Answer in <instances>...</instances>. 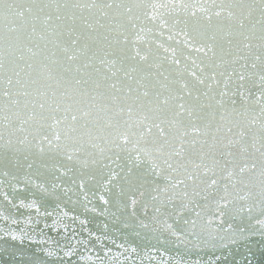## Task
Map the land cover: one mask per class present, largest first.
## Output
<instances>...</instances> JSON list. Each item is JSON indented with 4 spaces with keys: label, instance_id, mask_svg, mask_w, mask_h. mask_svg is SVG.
I'll list each match as a JSON object with an SVG mask.
<instances>
[{
    "label": "snow or ice",
    "instance_id": "6c2138e0",
    "mask_svg": "<svg viewBox=\"0 0 264 264\" xmlns=\"http://www.w3.org/2000/svg\"><path fill=\"white\" fill-rule=\"evenodd\" d=\"M264 0H0V264H262Z\"/></svg>",
    "mask_w": 264,
    "mask_h": 264
},
{
    "label": "water",
    "instance_id": "95a60500",
    "mask_svg": "<svg viewBox=\"0 0 264 264\" xmlns=\"http://www.w3.org/2000/svg\"><path fill=\"white\" fill-rule=\"evenodd\" d=\"M262 264H264V262H262Z\"/></svg>",
    "mask_w": 264,
    "mask_h": 264
}]
</instances>
